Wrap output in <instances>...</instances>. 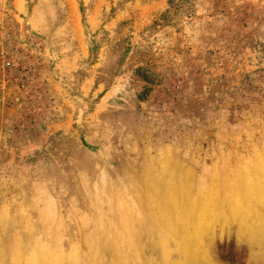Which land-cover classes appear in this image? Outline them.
Here are the masks:
<instances>
[{
    "label": "rangeland",
    "instance_id": "obj_1",
    "mask_svg": "<svg viewBox=\"0 0 264 264\" xmlns=\"http://www.w3.org/2000/svg\"><path fill=\"white\" fill-rule=\"evenodd\" d=\"M251 251L264 0H0V264Z\"/></svg>",
    "mask_w": 264,
    "mask_h": 264
},
{
    "label": "crops",
    "instance_id": "obj_2",
    "mask_svg": "<svg viewBox=\"0 0 264 264\" xmlns=\"http://www.w3.org/2000/svg\"><path fill=\"white\" fill-rule=\"evenodd\" d=\"M253 255L254 253L251 251L250 261L247 264H257L256 261L253 260ZM205 258H207L206 254H205ZM215 264H238V263H233V262L227 263L219 260V263L215 262Z\"/></svg>",
    "mask_w": 264,
    "mask_h": 264
}]
</instances>
